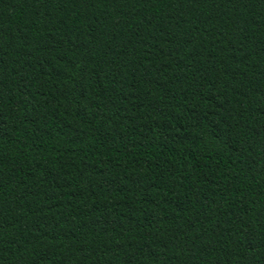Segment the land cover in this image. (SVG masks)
<instances>
[{"label":"trees","instance_id":"16d2710c","mask_svg":"<svg viewBox=\"0 0 264 264\" xmlns=\"http://www.w3.org/2000/svg\"><path fill=\"white\" fill-rule=\"evenodd\" d=\"M0 264H264V0H0Z\"/></svg>","mask_w":264,"mask_h":264}]
</instances>
